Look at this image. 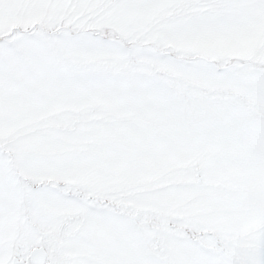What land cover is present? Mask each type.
<instances>
[{"label":"snow or ice","instance_id":"1","mask_svg":"<svg viewBox=\"0 0 264 264\" xmlns=\"http://www.w3.org/2000/svg\"><path fill=\"white\" fill-rule=\"evenodd\" d=\"M0 264H264V0H0Z\"/></svg>","mask_w":264,"mask_h":264}]
</instances>
